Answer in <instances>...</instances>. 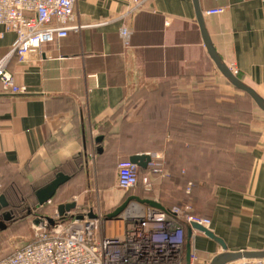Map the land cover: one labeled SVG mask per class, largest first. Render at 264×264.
<instances>
[{
  "label": "crops",
  "instance_id": "1",
  "mask_svg": "<svg viewBox=\"0 0 264 264\" xmlns=\"http://www.w3.org/2000/svg\"><path fill=\"white\" fill-rule=\"evenodd\" d=\"M198 5L220 60L264 101V0ZM71 25L25 63L9 60L29 92L0 93V197L20 190L29 210L50 216L49 204L91 192L88 207L110 213L128 198L119 162L150 154L139 171L152 177V200L171 208L167 198L193 197L228 251L264 250V110L211 57L195 0H76ZM14 38L0 37V56ZM59 174L39 205L37 191Z\"/></svg>",
  "mask_w": 264,
  "mask_h": 264
},
{
  "label": "built area",
  "instance_id": "2",
  "mask_svg": "<svg viewBox=\"0 0 264 264\" xmlns=\"http://www.w3.org/2000/svg\"><path fill=\"white\" fill-rule=\"evenodd\" d=\"M75 3L76 0H0V37L6 32L15 33L10 50L0 56V93L29 92L26 86L16 82L9 70L10 58L16 56L25 63L44 43L65 37L70 30H78L79 26L71 25ZM223 11V8H213L207 13ZM122 34L128 35L127 28L122 29ZM117 171V185L122 192L137 184L139 167L136 164L120 161ZM77 207L64 216L57 214L54 225L41 223L38 237L0 258V264H185L188 250L183 222L191 225L196 221L207 227L211 224L210 219L185 214L180 207L162 208L129 200L115 216L124 222L123 233L108 234L104 225L114 218L108 215L117 207L110 213L100 206L83 210ZM190 253L192 264L195 252L190 249ZM226 264H264V257L240 258Z\"/></svg>",
  "mask_w": 264,
  "mask_h": 264
},
{
  "label": "rangeland",
  "instance_id": "3",
  "mask_svg": "<svg viewBox=\"0 0 264 264\" xmlns=\"http://www.w3.org/2000/svg\"><path fill=\"white\" fill-rule=\"evenodd\" d=\"M150 145V143H149ZM152 177L149 174L147 177V181H145V175L139 171V179L136 185L132 186L127 192L126 195H128L130 201H139L137 198L145 199H158V192H156L155 186L152 183ZM9 196L11 199L6 198L7 202L11 201V205L3 207L0 210V219H3V216L7 212L12 213V219L7 220V227L4 229H0V258L12 253L17 247L23 246L32 240H35L38 237V234L41 232V229L38 228L39 225H36L34 222L35 214L34 209L32 208L29 212V209L27 207L28 201L24 200L25 204L18 205L16 203L21 204V202H17V198H14V192L8 191ZM191 193V191H190ZM162 196V195H161ZM17 197V196H16ZM72 201L78 202L76 206L72 209L75 210L80 206V210H83L84 208H87L88 205L94 199V195L89 192L88 194L81 193L78 196L71 197ZM164 198V195L163 197ZM167 202H172V207H180L185 210V214H192L194 216L207 218V213L209 212V209L206 204L200 205V209L202 211V214L197 213L195 206H194V198H187L184 201H177L174 203V199L172 197L166 199ZM205 203V202H204ZM173 204V205H172ZM175 204V205H174ZM187 206H190V209H187ZM42 210V209H41ZM45 211H48L50 216H53L55 218L57 216L58 211L57 208H55V205L49 204L47 208H45ZM43 212L37 211V214ZM186 216V215H185ZM119 219L118 217H114L111 219V221H117ZM211 221V220H210ZM185 225V228L191 229V225H189L186 222H183V226ZM211 225V224H210ZM210 228V227H209ZM118 230V229H117ZM212 240L208 238V236H205V234H200L199 232H195L192 230L191 235L189 233L187 234V244L189 249L193 250L195 252V260L192 262V264H211L212 260L223 253L222 249L217 246L216 244H212ZM202 245L204 247H207V251L200 250V246ZM204 258V259H203Z\"/></svg>",
  "mask_w": 264,
  "mask_h": 264
},
{
  "label": "water",
  "instance_id": "4",
  "mask_svg": "<svg viewBox=\"0 0 264 264\" xmlns=\"http://www.w3.org/2000/svg\"><path fill=\"white\" fill-rule=\"evenodd\" d=\"M195 4H196V9H197V17H198V21L203 33V37H204V41H205V45L211 55V57L215 60V62L217 63L218 67L221 69V71L229 78L233 81V83L241 90L247 92L249 95L252 96V98L256 101V103L259 105V107L264 110V101L257 95V93L255 91H253L252 89L246 87L241 80L231 71V69L226 66L219 58V56L217 55V53L215 52L214 48L212 47L208 34L206 32L205 29V25H204V21H203V17H202V13L201 10L199 8L198 5V0H195ZM152 157L150 154H136L133 155L130 159V161L134 164H136L138 167L144 168L146 169L149 165V163L151 162ZM67 177L63 174H59L57 176V178L55 180H53L51 183H49L46 187L41 188L37 191V195H38V200H39V205H43L47 202H49L52 197L55 195L56 191L58 190L59 186L65 181ZM132 198V197H131ZM129 198L128 201L131 199ZM137 200H139L140 202H146V203H150L152 205H156L159 207L163 206L152 200V199H141V198H137L135 197ZM128 201H126L125 203H123L122 205H120L119 207H117L112 213H110L108 215V217H115L118 216L119 213L122 211V209L127 205ZM8 206V202L5 198L4 195H1L0 197V210L3 207ZM76 206L75 202H70V203H66V204H60L58 207V213L60 216H64V214L66 213V211H71L74 207ZM30 212V210H29ZM12 213L11 212H7L4 214L3 219H0V229H4L7 227V220H11L12 219ZM91 217H94L93 214L90 215ZM34 222L36 225H40L41 223H45L48 222L50 225H54L56 223L55 219L51 216H41V217H36L34 219ZM196 229L199 230L201 232H203L205 235H207L209 238L213 239L214 241H216L217 243H219L223 249L225 250L223 253H221L220 255L216 256L211 264H226L230 261L233 260H237L240 258H259V257H264V250L261 251H228L227 248V244L224 241V239L220 236H218L211 228L199 223V222H192L191 223V229L189 230V235H191L192 230ZM186 264H191V253H190V249L187 251V257H186Z\"/></svg>",
  "mask_w": 264,
  "mask_h": 264
},
{
  "label": "bare ground",
  "instance_id": "5",
  "mask_svg": "<svg viewBox=\"0 0 264 264\" xmlns=\"http://www.w3.org/2000/svg\"><path fill=\"white\" fill-rule=\"evenodd\" d=\"M104 228L108 234H122L124 231V222L122 219L105 222Z\"/></svg>",
  "mask_w": 264,
  "mask_h": 264
},
{
  "label": "trees",
  "instance_id": "6",
  "mask_svg": "<svg viewBox=\"0 0 264 264\" xmlns=\"http://www.w3.org/2000/svg\"><path fill=\"white\" fill-rule=\"evenodd\" d=\"M15 193H16V196H17V202H21V204H19V203H16V204H18V205H22V204H25L24 203V200H25V198H24V195H23V193L19 190V191H15ZM9 205H11V203H9L8 204V206ZM39 215H41V216H44V214H35V216H39ZM63 219V217L62 218H60V220H62ZM184 227H185V225H184ZM185 232H186V244H185V246H186V249L187 250H189V247H188V244H187V234L189 233V227L188 228H185ZM185 264H186V262H185Z\"/></svg>",
  "mask_w": 264,
  "mask_h": 264
},
{
  "label": "flooded vegetation",
  "instance_id": "7",
  "mask_svg": "<svg viewBox=\"0 0 264 264\" xmlns=\"http://www.w3.org/2000/svg\"><path fill=\"white\" fill-rule=\"evenodd\" d=\"M35 214H37V212L35 211ZM38 217H41V215H39Z\"/></svg>",
  "mask_w": 264,
  "mask_h": 264
}]
</instances>
